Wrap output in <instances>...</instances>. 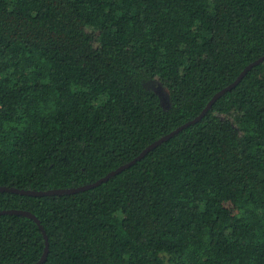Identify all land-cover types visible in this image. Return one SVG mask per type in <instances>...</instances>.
Listing matches in <instances>:
<instances>
[{
  "label": "trees",
  "instance_id": "trees-1",
  "mask_svg": "<svg viewBox=\"0 0 264 264\" xmlns=\"http://www.w3.org/2000/svg\"><path fill=\"white\" fill-rule=\"evenodd\" d=\"M263 55L264 0H0V186L93 183ZM7 209L40 264H264V60L107 180ZM44 251L0 214V264Z\"/></svg>",
  "mask_w": 264,
  "mask_h": 264
},
{
  "label": "water",
  "instance_id": "water-1",
  "mask_svg": "<svg viewBox=\"0 0 264 264\" xmlns=\"http://www.w3.org/2000/svg\"><path fill=\"white\" fill-rule=\"evenodd\" d=\"M264 60V55L259 57L258 59L254 60L253 62L249 63L247 66L244 67V69L239 73V75L236 77V79L230 83L229 85H227L226 87H224L223 89H221L220 91H218L217 93H215L213 95V97L207 102V104L205 105V107L202 109L201 113L195 117L194 119H192L191 121H188L187 123L181 125L180 127H178L177 129L167 133L166 135L162 136L161 138H159L158 140L154 141L153 143H151L148 147H146L141 153L140 155H138L136 158H134L132 161L128 162L125 165H122L120 167H118L117 169L107 173L104 177L98 179L97 181L93 182V183H89V184H85V185H81L78 187H73V188H63V189H48V190H29V189H19V188H15V187H7V186H0V191H7V192H13V193H19V194H23V195H32V196H43V195H61V194H70V193H75L78 191H82V190H86L88 188H91L105 180H107L110 176L116 174L117 172L121 171L122 169L128 167L129 165H131L132 163H134L136 160L140 159L147 151H149L152 147L156 146L157 144L161 143L162 141L167 140L170 136L174 135L178 130L182 129L184 126L190 124V123H194L195 121H197L198 119H200L205 112L208 110V108L212 105V103L215 101L216 98H218L221 94H223L225 91L229 90L231 87H233L237 82L240 81V79L245 75V73L254 65L262 62ZM0 214H20V215H24L27 216L31 219H33L37 225L39 226V228L42 230L43 236L45 238V251L42 255V257L33 263H11V264H40L42 263L45 258H46V254H47V250H48V242H47V236L45 234V231L40 223V221L30 212L26 211V210H19V209H7V210H0Z\"/></svg>",
  "mask_w": 264,
  "mask_h": 264
},
{
  "label": "rangeland",
  "instance_id": "rangeland-1",
  "mask_svg": "<svg viewBox=\"0 0 264 264\" xmlns=\"http://www.w3.org/2000/svg\"><path fill=\"white\" fill-rule=\"evenodd\" d=\"M154 89L161 95L162 99L165 97L164 91L160 87H154Z\"/></svg>",
  "mask_w": 264,
  "mask_h": 264
}]
</instances>
